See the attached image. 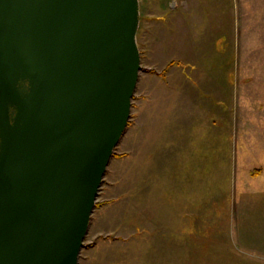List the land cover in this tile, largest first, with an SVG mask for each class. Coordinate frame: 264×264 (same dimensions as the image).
I'll list each match as a JSON object with an SVG mask.
<instances>
[{
	"label": "water",
	"instance_id": "1",
	"mask_svg": "<svg viewBox=\"0 0 264 264\" xmlns=\"http://www.w3.org/2000/svg\"><path fill=\"white\" fill-rule=\"evenodd\" d=\"M139 0H0V264H79L131 120Z\"/></svg>",
	"mask_w": 264,
	"mask_h": 264
},
{
	"label": "rangeland",
	"instance_id": "2",
	"mask_svg": "<svg viewBox=\"0 0 264 264\" xmlns=\"http://www.w3.org/2000/svg\"><path fill=\"white\" fill-rule=\"evenodd\" d=\"M140 1L141 14L148 19L142 21V34L144 26L149 30L142 42L141 84L133 98L126 138L116 149L97 198L96 217L102 214L110 219L96 226L99 232L94 228L87 234L80 264H88L87 258L98 244V250L119 264H233L229 259L233 250L250 247L264 251V243L256 238L251 242L246 237L240 243L238 235L236 241L228 235L238 228L246 235L264 232V225L255 224H264V209H258L261 203L250 205V200H256L253 195L237 200L223 187V191L218 187L207 191L195 184V179L185 177L184 162H171L170 167L168 161L172 155L186 152V142L193 147L204 142L209 150L205 153L216 156V136L230 127L233 138L231 126L249 123L251 107L257 110L264 101V0H189L192 12L188 17L196 31L210 24L208 30L213 35L218 37L224 31L225 38L215 45L216 50L183 52L168 45L173 36L170 29L179 28L174 7L186 0ZM160 38L167 42L166 49H154V45L161 46ZM195 39H199L196 34ZM180 62L187 64L189 80L177 66ZM211 73L217 74L222 84ZM252 78L255 81L251 82ZM256 85L263 88L261 92H255L260 91ZM204 95L215 97L209 100ZM257 114L263 116L264 111ZM215 123L219 126H213ZM246 132L248 135L249 129ZM142 133L146 134L143 140L156 139V151L169 156L162 157L167 158L162 164L139 156L138 135ZM238 140H243L245 149L249 137L242 134ZM224 144L225 150L226 139ZM221 150L219 145L217 151ZM234 153L231 151L229 159ZM227 159L219 165L212 163L223 170V186L226 177L233 179V161L229 170ZM257 170L264 169H254L251 174L260 175L253 174ZM209 180L211 183L212 178ZM204 181L206 184L208 179ZM105 239L108 241L103 243Z\"/></svg>",
	"mask_w": 264,
	"mask_h": 264
},
{
	"label": "crops",
	"instance_id": "3",
	"mask_svg": "<svg viewBox=\"0 0 264 264\" xmlns=\"http://www.w3.org/2000/svg\"><path fill=\"white\" fill-rule=\"evenodd\" d=\"M189 0H186L185 2H180V6L176 5L174 8L178 10L177 12V16L179 17V19L176 21L177 25L179 28H172L173 27V19L170 20V29L171 32L173 30V36L172 38H170L169 40V48L171 49H179L180 52L183 51H189V50H193V49H199L201 51H210V50H216L218 49V43L220 39L225 38V32L223 31L218 37L213 35L211 33V31L208 30L209 25L207 24V28L202 30L201 32H197L194 27V25L192 24V17H188L191 15V12L188 8V6H190V4L188 3ZM140 4V24H139V30H138V38H139V48L141 51V62L142 64L144 63V52H143V48H142V42H146V26H144L143 28V34H142V21H144V19H146L148 21V19L146 17L143 18V15L141 14V1L139 2ZM183 17H185L184 21H183ZM145 20V21H146ZM191 24H190V23ZM145 29V30H144ZM195 34L197 35L198 41L195 39ZM143 37H144V41H143ZM164 39V38H163ZM163 39L160 38L161 41V46H157L154 45V49L157 48H161V50L164 48L166 49L167 47V42L164 41ZM217 45V46H215ZM177 66L180 67L181 71H182V75L183 77H185L186 79L189 80L188 74L190 75V73L187 71L188 66L187 64H184L183 62H180L177 64ZM223 70L226 69V62H223ZM209 72V71H208ZM214 72V71H213ZM212 75L216 76V78L218 79V81L221 83V79L217 74H213ZM210 76V75H209ZM141 74L139 77V81H138V86H140V82H141ZM224 81V73L222 72V83ZM255 81L253 78L251 79V82ZM221 83V84H222ZM259 85H256L255 88L259 89L260 91L256 90L255 92H261V90L263 88H258ZM169 89L171 88L170 86H168ZM172 91V90H171ZM252 92H253V87L252 85H250V94L252 97ZM264 93V92H261ZM205 99H211L214 98L215 96L213 95H204ZM148 103L151 102L150 99L145 100ZM251 102V101H250ZM217 104L220 105L219 102H217ZM253 105V104H252ZM251 105V106H252ZM252 110V111H251ZM251 113H250V119H249V123L245 122H237L236 124L231 126L232 129V133H233V138H232V134L229 133L230 132V127L228 128V130L221 132V134H219L218 136H216L217 138V144L215 146H217V150L219 145H221L222 150L221 151H217L216 150V156H208V154H206L205 152L209 153V150H206V146H208V144L204 145V142H200V145L197 144V147H193L191 144H189L188 142H186V152L184 153H180L177 155H172L174 159L169 158V162H170V167H171V162H184V175L186 178L190 177L189 179H195V184L199 183V185H201L200 187H204L205 186V190L207 189V191L209 190V188H215L218 187L220 191H223L222 187L224 188V192L229 193L230 197L232 199H237L240 197L243 198L246 195H253V197L256 198V200H250L249 203L250 205L253 203H258L262 206H260L258 209L263 208L264 209V172L258 176H253L251 174V172L254 169L257 168H263L264 169V115L261 116L257 113H259V111H264V101H260L258 104V108L257 110H255L253 107H251ZM254 113V114H253ZM242 120L244 121V116L241 117ZM234 123V122H233ZM219 126V123H215L213 126ZM226 129V128H225ZM224 129V130H225ZM249 129L248 135L246 134V130ZM127 132L124 134L120 144L118 145L121 146L123 143V140L126 138ZM236 132V133H235ZM246 132V133H245ZM243 134V138L244 137H249V143L248 145L244 147L242 146V142L243 140H238V137L242 136ZM145 133H142L141 135H138L139 140L138 145V151H139V156L141 157V159L145 160V161H156V162H160L161 164L163 163L162 161H165L167 158H162L163 156L165 157H169L168 155L165 154V152H159L156 151V139H144L143 137L145 136ZM198 136H200L199 133H197ZM148 137V136H147ZM156 138V137H155ZM225 139L227 140V144H226V149L224 150V141ZM180 144H182V142H179ZM173 144H177V143H171ZM117 147V148H118ZM231 151H233V155H232V159L230 158L231 155ZM215 153V152H214ZM183 154H185L186 156H182ZM153 156H159L157 158L159 159H153ZM161 156V158H160ZM228 157L227 161H228V165L227 168H229V170L231 169V165L230 162L233 161V179L231 178V180L227 177L224 179L225 183L224 186L222 184V173L223 170L221 169L220 166H217L220 164L221 161H223L224 158ZM195 163V165L193 164ZM212 163H217V165H213ZM110 165V164H109ZM181 168V169H182ZM216 168V170H215ZM175 168H173L171 170V172L174 171ZM228 172V171H227ZM107 173V172H106ZM201 177V181L200 180ZM105 178V177H104ZM204 178H207L208 181L205 184ZM211 183L209 179H211ZM233 181V182H232ZM230 182V184H229ZM204 189V188H203ZM204 190V191H205ZM228 194V195H229ZM232 194V195H231ZM231 199V200H232ZM116 203V202H115ZM232 203V201H231ZM106 208V207H102L101 209ZM97 216V212L96 209L92 215V219H91V223H90V227H89V231L88 233H90L92 231V229L94 230L95 228V232L99 230L96 229V226L98 224H107L108 220L110 218L107 219V217L103 218L102 214L99 215V217ZM264 216V215H262ZM255 217V216H254ZM253 217V218H254ZM260 218V217H259ZM256 225H260L263 226L264 224L260 223L259 221H255ZM234 229V228H233ZM229 237H233V241H236L237 235L240 239V243H242L244 240L243 238H248L250 239L251 242H256L255 238L258 240V242L262 245V242L264 243V232L262 234H256V236H254L253 234H243L242 229L238 228V231L234 229V232L228 234ZM149 236V235H148ZM235 239V240H234ZM103 243H106L108 241V239L105 240H101ZM123 242V241H121ZM239 242V241H238ZM125 243V242H124ZM241 247V244L239 245ZM99 244L95 245L94 248L91 250V255H89V257L87 258L88 264H119L118 262L115 263L110 257L109 255H107L106 253L102 252V249L98 250ZM102 248V247H101ZM231 257H229V259L231 258V260H233V264H264V251L262 250H258L256 248H239L236 251L233 250V253H231ZM94 255V256H93ZM230 256V255H229ZM82 261V254L80 255V260H79V264Z\"/></svg>",
	"mask_w": 264,
	"mask_h": 264
},
{
	"label": "trees",
	"instance_id": "4",
	"mask_svg": "<svg viewBox=\"0 0 264 264\" xmlns=\"http://www.w3.org/2000/svg\"><path fill=\"white\" fill-rule=\"evenodd\" d=\"M262 172H264V170H257V171H255L253 174H254V175H257V174H261Z\"/></svg>",
	"mask_w": 264,
	"mask_h": 264
}]
</instances>
